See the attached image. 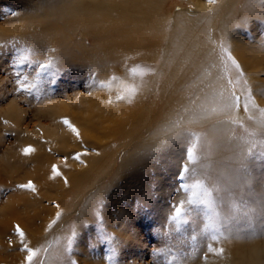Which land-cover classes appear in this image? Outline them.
<instances>
[{"label":"bare ground","instance_id":"obj_1","mask_svg":"<svg viewBox=\"0 0 264 264\" xmlns=\"http://www.w3.org/2000/svg\"><path fill=\"white\" fill-rule=\"evenodd\" d=\"M9 1L16 2L17 0H0V6ZM21 1L28 5L30 0ZM160 1L50 0L49 3H43L46 11L31 13L32 9L24 10L23 8L22 11H17L19 13L16 16L13 15L6 21L0 22V66L3 65L1 51L11 48L5 42L19 37L29 42L32 41L31 38L37 42L44 41L47 43L46 48L49 53L66 58L67 62L71 63L70 65L73 64L72 67L78 65L88 68L92 74H88L90 75L88 81L84 83L85 85H81L83 87L81 89L85 91L71 89L73 92L70 93L63 88L65 89L63 97L57 96L58 98L51 99L52 95H50L49 100L46 98L47 102H44L45 106L41 104L35 107L38 111L36 110L34 115L36 119L44 117L57 124V116L67 114L86 139L89 137L97 141L94 146L98 149L105 148L113 141H119L121 150L127 148L128 145H133L136 151L142 150L149 155V152L163 149L174 136H177L172 139L175 144H181L180 142L190 144L192 138L189 133L181 132L180 128L193 116L198 118L197 122L191 125L193 130L198 128L199 124L222 121V123L208 126V134H203L202 142L196 148V151L203 155L201 154L202 157L196 158L195 162L189 165L186 177L189 178L191 174L203 176L206 181L205 187L211 193L214 190L212 194L215 206L222 208L225 212L222 215L226 214L230 218L235 217L241 219V222L244 221L246 226L241 227L240 222L236 223V226L239 230L251 231V235L232 237L231 233H228L222 236L221 240H217L213 246V248L223 249L220 255L209 251L206 260L198 259L193 264H264V232H262L264 217H262L263 222L257 226L255 223H247L250 216L242 213L245 204L253 205L255 199L258 203L263 202L258 191L261 188L264 189L260 188L258 183L262 173H257L254 169L246 173L244 168L254 165L250 154L257 158L255 160L257 163L264 162L262 159L264 158V146L252 138H242L235 133L237 125L248 120V116L253 117L255 124L259 126V109L264 108L261 104L264 103V85L253 80L252 75L246 77L245 80L252 87L251 94L257 108L249 107V110L245 111V89L241 87L243 91H234L233 84H229L230 78H238V75L221 52V45L228 48L245 73L255 68L264 71V29L262 28L264 23L261 22H264V0H216L215 3H210L209 0H179L186 5L178 7L174 12L169 10L170 7L163 11L161 13L163 17L159 21L161 27L152 16L160 12L158 10ZM160 30L161 39L157 41L160 38L158 35ZM89 39H92L94 43L88 45ZM156 45L157 49L154 50ZM256 53L261 55L255 57ZM150 54H153V60L160 62L158 71L154 73L145 71L143 76L133 75L131 69L136 67L135 61L149 57ZM4 80L5 77L4 79L0 77L1 98L6 96L3 88L7 82L3 83ZM121 82L136 88V93L130 100L116 98L122 91ZM233 91L238 94L239 107L228 112L218 111L207 119H199L202 112L220 109L223 100L227 99ZM59 92L61 90L57 94ZM13 97L16 99V96ZM15 99L9 100L4 107L1 104L0 113L7 114L14 121L19 122L24 118V116L21 118L20 114L24 110L26 112V108L23 109L19 100ZM30 99H27V102L31 101ZM27 102L24 103L21 100V103L27 105L25 107L33 103V101L28 104ZM233 119L236 123L231 122ZM56 126L53 128L52 125L48 133L51 136H57V140L60 144L62 143L61 149L67 151L64 148L69 145V139L66 133H58ZM31 131L29 130L28 133ZM28 133L24 136H29ZM24 136L22 137L23 142L32 139L31 136L26 139ZM139 140L141 141L138 142ZM204 141L207 142L204 143ZM76 142L73 140L74 144ZM32 145L34 153L28 154L32 159L29 161H35L39 165H36L37 167L31 171L33 173L30 174L35 175L34 181L38 192L41 191L40 193L49 200L55 199L60 210L65 207L60 193H65L64 196H66L70 188H76V193L82 196L88 190L87 187L96 185L105 177L104 174L103 177L97 179L92 178V175L100 174L109 165L111 169L119 164L120 174L123 171L132 175L135 171L133 169L136 164L135 159L139 157L138 152H134L129 154L128 160L124 159L119 163L118 157L114 158L111 150H105L98 155L93 153V155L85 156L84 166L76 165L74 161L69 169L59 166V171L67 175L66 180L60 179V175L54 176L53 180H48L43 175L45 171L43 164L51 161L50 155L43 150L47 148L44 147L45 144L35 141ZM181 150L180 148L175 151L176 165H180L184 158L181 159L179 156ZM185 150L186 148L183 152ZM11 151L15 155L17 150L15 147L12 149L7 147L4 151L7 159L1 162L5 173L0 172V183L8 179L10 172L14 173L27 162L25 159L28 156L25 157L24 153H20L22 156L19 154H16L19 156H13ZM23 156L25 158H21ZM149 156L146 157L149 158ZM10 157L14 158L13 161H10ZM56 162L59 164L58 161ZM27 173L29 174L28 170ZM4 174L7 178H4ZM102 183L104 182L101 181L98 186ZM165 184L167 182L164 181L163 187H167ZM256 185L257 190H255ZM51 189L59 193L56 194L54 191L53 193ZM19 194L22 195L17 196L16 200L15 198L13 201L7 199L10 202L0 207V214L5 212L11 214L7 229L11 227L13 220H18L23 231L29 234L28 236H35L36 231L32 228L36 221L34 216H20L15 209L18 208L17 206H22L20 204L27 205L36 199H30L29 194L25 192ZM85 203H87L85 212L89 213L94 209L95 205L91 203V199H87ZM261 205L259 209L264 212V202ZM233 208H236L235 212L230 214ZM248 210L250 211V208ZM257 212L259 211L256 210L255 214H258ZM35 214L39 215L38 212ZM221 221H223L222 218ZM230 221L231 219H226L220 225H228ZM5 229L3 221H0V234L6 232L7 229ZM119 230L118 234L122 236L123 229L119 228ZM123 237L126 238L125 235ZM129 237L141 241L138 234H132ZM113 244L117 246L118 252H116L120 253L121 249L116 240ZM89 255L96 256L95 253ZM99 256L101 253L100 255L97 253L98 258ZM17 257L18 255L5 256L2 259L9 264H20L16 262ZM98 258L95 259L96 262L94 259H91L92 261L84 259L86 264H103L100 260L102 258ZM99 260L101 262L97 263ZM117 264H119L118 261Z\"/></svg>","mask_w":264,"mask_h":264},{"label":"rangeland","instance_id":"obj_2","mask_svg":"<svg viewBox=\"0 0 264 264\" xmlns=\"http://www.w3.org/2000/svg\"><path fill=\"white\" fill-rule=\"evenodd\" d=\"M49 1L50 0H30L28 5L24 4L21 0L6 2L5 5H1L2 7L0 6V22L6 21L13 15L16 16V14L19 13L17 11H22L23 8L24 10L29 8L32 9L30 10L32 11L31 13H35L33 11H37V13H39L38 11H46V7L43 6V3H49ZM184 5L186 4L179 0H161L160 3H158V10H160V12L158 15H152L153 20L157 21L160 25L161 23L159 21L160 18L162 19L163 17V15H161L163 11L170 7L169 10L174 12L178 7ZM42 7H44V9H42ZM2 15H4V17ZM261 22L264 23L263 21ZM262 28L264 29V26H262ZM159 33L158 35H160V38H158L157 41L161 39V30ZM245 38H247V36H245ZM31 40L32 41L29 42L24 38L15 37L14 40L5 42L11 48L1 51L3 54V65L0 66V77H3V79L5 77L3 83L7 82V84H5V88H3L6 96L4 98L0 97V105L2 104L1 106L3 107L6 106L9 100L15 99L13 96H16L15 100H19V104L23 109L26 108L27 113L25 110L22 111L20 115L21 118H23V116L24 118L19 120L20 123L14 121L9 115L0 113V172H2V174L5 173L4 165L3 163L1 164V162L7 159V154L4 152L7 147H10V149L15 147V150H17L15 151L16 154L22 156V154H20L24 153L22 149L29 145L33 148L32 144L34 141L45 144V146H43L47 149L43 147V150L50 155L51 161L43 164L45 170L43 171V175L44 178H48V180H53V178L59 176L53 175V165L56 166V169L60 173L59 178L64 181L67 179V175L59 171V166L63 169H69L73 161L76 165L84 166L86 160L85 156L93 155V153L98 155L105 150H111L114 154V158L116 156L118 157L119 163L121 160H128L130 158L129 154L134 152H138L139 157L135 159L136 164L133 166L135 171L132 175L123 171L120 174L119 164L111 169L109 165L100 174L96 173L92 175V178L99 179L105 174V177L101 179V181L104 182L101 186H98L100 181L96 185L87 187L88 190L82 196L76 193V188H70L69 194L66 195L68 196L67 198L64 196L65 193H60L62 198L60 199L65 202V207L62 208L63 210H60L58 208L59 204L54 201L55 199L49 200L40 193L41 191L38 192V187L35 185L34 181L35 175L32 176L30 173H33L31 171L39 164L37 165L35 161H29L32 160L30 159L31 157H29L28 154H23L25 157L28 156L27 159H25V161H27L26 164H24L25 167L18 168L14 173L10 172L8 179H4V183H0V207L13 201L14 198L16 200L17 196L22 195L19 194L21 192L29 194L30 199H36L33 200L34 202H30V204L27 205L20 204L22 206H17L18 208L15 209V212L23 217L28 215L34 216L36 221L33 223L32 228L36 231L37 235L28 236L29 234L23 231L18 220H13L11 222V227L7 229L11 214L9 212L0 214V221H3L7 229L6 232L4 231L5 233L3 232L0 234V264H9L3 261L2 257H12L14 255H18L16 259L17 263L26 264L25 257L27 256V251L25 245H27L28 248L38 250L33 258L32 264H86V258L89 260H97V253L98 255L101 253L98 259L102 258L100 260L103 264H117V261L119 264H193L197 262L198 259L206 260L209 255L208 245L211 244L213 247L214 244L217 243V240H221L222 236L228 233H231L232 237L251 235V231L239 230V227L236 226L238 222L241 223V227L246 226L244 221L241 222V219L235 217H232V219L226 216V214L223 216L222 214L225 212L222 208L220 209L215 205L216 226L205 228V225L209 224L208 209L204 205L193 206L186 203L189 192L182 188L181 185H191L197 180L202 181L204 184L206 181L204 180L205 178L197 172V176L191 174L189 178L186 177V173L184 176L180 175L184 165L187 164L189 168V165L194 163L196 159L193 162H188L187 150L190 144L186 145V143L183 144L182 142H180L181 144H175L172 139L177 136L172 137L163 149L149 152V156L142 150L136 151L133 145H128L127 148L125 147L121 150L119 141H113L109 145H106L105 148H95L94 143L97 141L89 137L86 139L80 131V138L77 139L76 135L71 133V130L62 122L63 118L67 117V119L74 124L67 114H60L57 116V124L48 118L44 119V117L36 119L34 112H36V110L38 111V109L35 107L41 104L45 106L44 104L49 100L50 95H52L51 99L57 96L63 97L65 90L63 88H66L70 93L73 92L74 89L82 90L83 87L81 85H85L84 83H86L90 77L88 74L92 73L88 68H82V66L74 65V67H72L73 64L70 65L71 63L67 62L66 58H60L49 53L46 48V42H37L32 38ZM93 43L94 41L89 39L88 45ZM156 49L157 45L154 50ZM154 50L152 49V51ZM21 55L26 56L27 59H25L23 63H17ZM254 55L257 57L261 54L256 53ZM152 57L153 54H150V56L146 58H140L135 61V65L143 69L146 68V70L151 73L157 72L160 68L158 65L160 62L153 60ZM42 63L49 64V67L41 70L39 65ZM242 71L244 73L243 80H245L247 76L249 77L252 75L254 77L253 80L263 83L264 85V71H261L260 68H255V70L248 73H245L243 69ZM75 74L79 76L76 77ZM67 75L68 77H66ZM236 75L238 74L236 73ZM78 78L80 80H77ZM230 80L235 82L237 78H230ZM22 84H32L34 86L25 88L21 86ZM64 85L67 86L64 87ZM233 86L234 91H243L242 88L245 89L242 83H235ZM248 88H250L252 92V87L248 85ZM60 90V94H57ZM86 93L88 92L86 91ZM18 94L21 95V97ZM245 94L246 93H244V95ZM236 95L238 96V94ZM27 99H30L33 103L30 104L29 102L31 101L27 102ZM21 100L24 103H29L28 107H25L27 105L21 103ZM261 104L264 107V103L262 102ZM42 123L46 125H40ZM207 124H199L198 128L193 131L202 134L206 133L207 135L209 127L215 125L216 121ZM49 125H51V128H48ZM52 125L53 128L57 125L56 128L58 129V133H66V137L69 139V145L64 149L67 151L61 149L62 143L60 144L59 140H57V136H51V134L48 133V130L52 129ZM237 126V129L235 128V133L238 134V136L246 139L252 138L257 143L264 140V130L261 129L260 125H256L253 119H249V116L248 120H245L244 123L241 122ZM29 130L32 133H28ZM26 132L29 136L25 137L24 135H27ZM22 135L25 139L30 136L32 139L23 142ZM203 136L204 135H202V137ZM73 140L77 141L76 144L79 146L74 144ZM87 140H90L91 143L87 142ZM140 141L141 140L138 142ZM173 143L175 145H173ZM114 148L116 149L114 150ZM180 148L182 150L181 152L179 151V156L181 159L182 157L184 158L180 165H176L177 163L175 164L174 155L176 149L179 150ZM185 148L186 150L183 152ZM128 149H130L129 152ZM11 153L13 156H19L16 154L14 155L12 151ZM33 153L34 150L29 154ZM76 153H81L79 159L74 158ZM127 153L128 155H126ZM194 154L196 158L202 157L201 154L203 155V153L199 154V151H196V149ZM24 156L21 158H25ZM146 156H149V158ZM179 156L178 159L180 158ZM249 156L253 158L252 161L254 165L244 168V171L247 173V171H252L254 169L255 172L262 173L258 183L260 188H264V166H262L264 162L262 164L257 163L255 161L257 159L255 156L252 154ZM13 159L14 158L10 157V161H13ZM262 159L264 160V158ZM55 160L58 161L59 164ZM27 163L32 164L29 165ZM173 172L176 173L174 174ZM4 178H7L5 174ZM28 181H32L35 186V191L17 187L18 184L27 183ZM164 181L167 182V184H165L167 187H163ZM257 185L255 186V190L258 189ZM50 191H54L56 194L59 193L54 189ZM258 191L264 202V189L261 188V190ZM213 192L214 190H212V193ZM213 194L212 198L214 200ZM64 197L65 200L67 199L66 201ZM7 199H10V201ZM87 199H91V203L95 205L94 209H92L93 212L90 211L87 213L84 211ZM182 201L184 202L183 206L191 210L182 213L180 221L177 223L176 221L170 220L169 217L173 214L175 207L180 205ZM263 202L258 203L255 199L253 205H244L243 209L246 211L243 210L242 213L250 216L247 223H255L258 226L263 222L262 217H264V212L259 209ZM46 207H50V209H46ZM55 208L56 210H54ZM249 208L251 213L248 210ZM235 209L236 208H233L230 214H233ZM256 210L259 211L257 212L258 214H255ZM114 211H116L115 214ZM35 212H38L39 215L37 216ZM57 213L60 215L57 216ZM223 217H225V219ZM221 218L223 221H221ZM226 219H231L228 225H220L221 222H224ZM17 225L24 233L23 240H21V237L17 235L15 231V226ZM262 227L264 229V225ZM119 228L123 229V235H125L126 238L118 234L121 230H119ZM262 232H264V230H262ZM132 234H138L142 242L136 238L129 237ZM193 236H195V240L192 239ZM213 236L216 237L215 240L212 239ZM94 238L96 240H92ZM69 240L71 241L70 245ZM115 240L123 252L120 250V253H117V246L113 244ZM94 253L96 255L95 257L89 255H94ZM121 257L122 260H120ZM96 260L94 262H96ZM100 260L97 263H100Z\"/></svg>","mask_w":264,"mask_h":264},{"label":"snow or ice","instance_id":"obj_3","mask_svg":"<svg viewBox=\"0 0 264 264\" xmlns=\"http://www.w3.org/2000/svg\"><path fill=\"white\" fill-rule=\"evenodd\" d=\"M209 2L215 3L216 0H209ZM221 52L226 56L227 61L230 62L231 67L234 68L236 73L238 74L237 80L235 82L232 80H229V84L242 83L244 88H245L246 94H245L244 110L248 111L249 107H251L253 109L257 108V105L255 104L253 96L251 94V89L248 88V81L242 79L244 76V73L241 69L240 64L232 56V54L228 50V48L224 47L223 45H221ZM25 59H27V57L24 55H21L18 58L17 63H23ZM47 67H49V64H43L42 63L39 65V68L41 70H43ZM145 71H147V70L141 68L140 66H136V67H133L131 69V73L133 75H138V76H143L145 74ZM21 86L25 87V88H31L34 85L22 84ZM121 89H122L121 94L117 95V97H116L118 100H122V99L130 100L136 93V88L133 85L125 84L124 82H121ZM237 107H239V97L233 91L227 99L223 100L222 107L220 109H212L211 111L202 112L199 119H207V118H210L211 116L215 115L218 111L228 112V111H231L232 109H235ZM259 113H260L259 125H260L261 129L264 130V108H260ZM197 119H198L197 117L193 116L188 121H186L185 124L180 128L181 132H188L190 137L192 138L190 146L188 147V150H187L188 162H193L196 159L195 154H194V150L197 148L198 144L202 142L201 138H202L203 134L196 132V131H193V129L191 128V125L196 123ZM249 119H253V117H249ZM62 122L71 130V132L74 135H76L77 139L80 138L79 130L76 128V126L74 124H72L67 119V117L63 118ZM231 122L236 123V121L234 119L231 120ZM216 123H222V121H217ZM206 142L207 141H204V143H206ZM260 144L262 146H264V140H261ZM33 150L34 149L31 147V145L26 146L25 148L22 149V151L24 152L25 155L29 154ZM80 155H81V153H76L74 158L79 159ZM188 171H189L188 165L185 164L183 170L180 172V175L184 176L185 173H187ZM53 175H60V173L56 169L55 165H53ZM17 187L21 188V189H28L31 191H35V186L33 185L32 181H28L27 183L18 184ZM181 187L189 192L188 197H187V201H186V203L188 205H193V206L204 205L208 209V211H209V216H208L209 224L205 225V228L215 227L216 226L215 225L216 214H215V208H214L215 201L212 198V193L210 192V190L207 187H205L203 182L200 180H197L195 183H193L191 185L183 184V185H181ZM183 205H184V202L182 201L180 205L175 207L173 214L169 217L170 220H173V221H176L177 223H179L180 218L182 216V213L191 210L189 208H185ZM59 215L60 214L57 213V216H59ZM15 231H16L17 235H19L21 237V240H23L24 233L18 225L15 226ZM192 239L195 240V236H193ZM212 239L215 240L216 237L213 236ZM70 243H71V241L69 240V245H70ZM25 249L27 251V256L25 257L26 264H32L33 258L36 255L38 250L28 248L27 245H25ZM208 249H209V251L215 252L217 255H220L223 252L222 248H213L211 244L208 245ZM109 259H110V257H109Z\"/></svg>","mask_w":264,"mask_h":264}]
</instances>
